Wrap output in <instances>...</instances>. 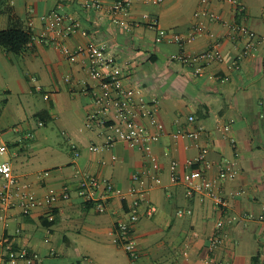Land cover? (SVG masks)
Masks as SVG:
<instances>
[{"label":"crops","instance_id":"obj_1","mask_svg":"<svg viewBox=\"0 0 264 264\" xmlns=\"http://www.w3.org/2000/svg\"><path fill=\"white\" fill-rule=\"evenodd\" d=\"M244 5L241 13L227 0H135L127 14L119 15L127 24L123 25L106 10L85 8L80 0H0V30L16 24L29 27L33 35L22 54L0 46V134L9 146L0 162L11 161L17 176L40 197L63 192L66 184L73 190L70 198L60 197L52 207L43 204L28 215L18 207L0 211V258L3 240L9 238L38 252L40 259L34 264H264V0H244ZM57 9L80 22L65 39L68 46L106 42L125 84L147 101H158L156 117L162 130L151 117L141 118L151 131L160 133L152 153L127 141L100 151L90 148L104 144L113 131L109 125L88 123L89 114L99 110L88 57L69 58L57 44L41 38L48 16ZM200 9L221 19L196 15ZM201 22L204 31L183 47L156 40L158 28L187 34ZM241 22L258 35L243 58L239 54L245 39L234 30ZM215 43L223 59L206 64L201 73L173 58L182 50L197 53ZM190 115L195 119L189 120ZM179 129L199 130L200 135L196 140L175 137ZM201 147L208 149L210 177L218 174L224 161L238 171L234 179L222 182L229 211L254 215L227 223L225 241L214 251L210 237L220 211L212 199L189 196L171 171L176 159L183 174L186 159ZM154 165L162 182L151 188L149 198L157 209L153 214L145 205L141 209L134 228L141 256L131 263L125 249L113 241L112 231L128 216L132 196L112 195L101 212L74 191L77 174L107 177L128 191L133 173ZM2 182L0 176V186ZM102 193L100 189L97 195ZM180 208L192 212L180 215Z\"/></svg>","mask_w":264,"mask_h":264},{"label":"built area","instance_id":"obj_2","mask_svg":"<svg viewBox=\"0 0 264 264\" xmlns=\"http://www.w3.org/2000/svg\"><path fill=\"white\" fill-rule=\"evenodd\" d=\"M85 8L104 9L113 15V20L117 23L127 25L120 19V14H127L135 0H113L111 3H105L102 0H80ZM145 2L162 0H143ZM234 3L238 12L245 10L244 0H227ZM206 3L207 0H202ZM208 14L214 20H220L221 17L208 9H200L196 15ZM145 17L148 15L145 14ZM79 20L70 14H65L59 9L51 13L45 23L41 38L45 41L57 44L69 58L77 55H86L88 62V75L93 82L92 92L99 110L92 112L88 116L89 125L95 122L102 125H109L113 133L110 134L102 145L93 144L90 148L94 151H100L113 146L117 141H127L138 145L149 154L152 153L153 143L160 137L159 132L151 131L141 120L144 116L151 117L156 126L162 130L163 124L156 117L157 100L147 101L143 95H139L135 87L127 86L124 82V76L119 66V62L114 53L109 49L104 41H92L86 46L72 48L68 46L65 39L78 30ZM205 23L201 22L192 31L187 34L168 31L164 28H158L156 40L162 42L170 40L180 46H184L200 35L205 29ZM234 30L244 36L245 42L239 58L247 56L258 41L257 33L248 27L244 22L236 23ZM218 43L213 44L211 48L197 52L189 53L180 51L173 55V58L181 63L192 65L197 73H201L206 64L214 60H222L223 55L218 50ZM70 81V77L66 78ZM87 85V82H83ZM41 88V87H39ZM87 88V87H86ZM99 114L101 116H99ZM195 116L190 115L189 120H194ZM42 123V122H41ZM225 131H230V125L224 127ZM188 136L198 139L199 130L187 131L179 129L174 136ZM234 141V138H232ZM199 145L198 143H196ZM9 146L3 140L0 134V154L7 153ZM206 147H201L200 152L186 159V170L183 174L178 171V161H171L172 176L177 182H183L186 186L189 196L200 195L212 199L214 205L220 211L221 216L216 222L215 231L210 237V249H218L225 241L224 227L227 223H232L240 218L252 219L253 214L238 215L229 211V201L222 189V182L234 179L237 176V169L229 162L224 161L220 164L218 174L215 177L208 175V170L212 166L207 158ZM80 151L75 148V155ZM156 164V157L152 155ZM155 166V165H154ZM137 170L132 175L133 184L128 191H123L117 187L109 178L96 174L84 172L78 173V180L75 183V192L84 197L87 202L95 203L96 208L103 212L108 208L109 198L118 194L127 199L132 196L128 216L118 220L112 231L113 241L122 246L128 253L131 263L136 262L141 256V250L138 241L134 235L135 224L138 222L141 209L146 206L148 214H153L157 209L149 198V191L153 186L162 182L159 170L155 167ZM48 173V172H46ZM0 176L3 180L0 186V211L18 207L25 215L31 214L36 208L43 204L52 207L54 202L60 197L70 198L72 187L66 184L61 193L51 192L43 197L31 188L30 184L22 181L14 172L11 161L4 160L0 162ZM103 189V193L98 196L97 192ZM242 191H236L241 193ZM191 209L180 208L178 213L184 215L191 213ZM4 254L0 258V264H16L24 261L26 264H34L40 259L37 251H31L24 246L16 245L12 239L3 240ZM212 261V259H209ZM219 264H229L219 262Z\"/></svg>","mask_w":264,"mask_h":264},{"label":"trees","instance_id":"obj_3","mask_svg":"<svg viewBox=\"0 0 264 264\" xmlns=\"http://www.w3.org/2000/svg\"><path fill=\"white\" fill-rule=\"evenodd\" d=\"M31 29L14 24L8 29L0 30V46L16 54H22L32 42Z\"/></svg>","mask_w":264,"mask_h":264}]
</instances>
